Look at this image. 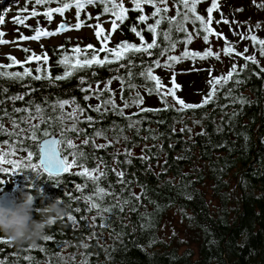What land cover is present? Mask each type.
<instances>
[{
  "label": "trees",
  "instance_id": "obj_1",
  "mask_svg": "<svg viewBox=\"0 0 264 264\" xmlns=\"http://www.w3.org/2000/svg\"><path fill=\"white\" fill-rule=\"evenodd\" d=\"M231 2L232 0H219V10L214 12H220ZM123 3L129 9L128 18L123 23L117 22L119 27L108 43L110 48L122 41L139 45L141 41L130 29L133 25H136L138 30L146 29V24L138 22L137 17L141 13L132 10L134 6L131 0H123ZM173 3L174 0H169L170 8ZM21 5L22 0H0V18L6 22L7 13L12 9H19ZM210 5L211 0H202L197 6L198 13L207 17L206 9ZM57 6L54 2L36 6V9L45 11L47 7ZM152 11L151 6H144V14L151 15ZM75 13L73 7L65 12L69 15L64 14L65 19H74L71 25L77 22ZM88 14L93 18L88 19ZM174 14L173 8L168 15ZM57 15L59 14H54V17ZM97 16L99 20L95 19ZM113 18L110 13H103V5L86 6L81 13V19L86 22L83 28L92 30L91 38L73 40L67 37L58 44L43 47L40 45L39 48L22 44L19 45L21 58L16 53L9 52L0 57V64L10 63L8 55L23 62L31 52L37 55L47 52V67H50L52 76L62 75L65 68L57 61L65 52L72 55L70 50L76 45L81 48L88 44L97 49L101 47L94 34L95 29L87 25L99 23L108 33L111 31ZM153 22L152 19L147 21L148 24ZM46 24V28L52 30L53 23ZM198 27V23L187 24L189 31L194 32ZM168 28L169 25L165 21L160 30L166 31ZM28 29L34 33L36 25L33 24ZM143 35L147 42L152 41L150 32L145 30ZM171 35L174 40L184 39V33L174 29ZM202 36L203 32L189 45L178 44L170 54L181 55L185 47L203 52L211 46L203 41ZM158 43L161 47H167V42L163 41L162 37L158 39ZM60 45L64 46V50L59 49ZM23 48L31 51L25 53ZM259 48L260 46L254 43L251 48L252 55L264 62ZM151 51L152 56L130 54L134 65L130 68H119L118 63L104 67L93 66L91 69L77 71L73 76L56 81L55 84H50L48 80H33L31 77L23 81L0 77V101H4L0 104V109L4 110L0 111V117H3L0 122L7 131H13L9 115L17 122L26 115L23 112L14 113L13 107L29 108L34 113L35 104H40L46 109V115L53 116L59 109L54 113L49 105L55 104L57 100L74 98L85 109L84 115H91L95 120L91 127L87 123L79 124V128L86 130L87 137H91L95 130H103L109 140L118 141L103 149H94L91 143L83 146L86 155V159L82 160L84 165L89 169L99 167L101 172L106 173L100 178L99 186L111 195L105 196L103 200L94 195L91 181L87 182L83 192L76 190L75 185L85 184L84 177L66 173L61 177L51 178V181L47 174L38 177L35 171L24 167L28 163L25 151H17L14 156L6 157L17 159L21 167L15 170L7 164L2 165L9 171L0 172V180L4 181V184H0V192L9 191L17 199L22 191L30 190L37 196L34 205L36 209L61 200L67 214L46 230L47 235L53 236L51 241L40 240L34 248L27 244L23 247L13 243L0 244V260L5 264H62L59 255L69 258L70 254L75 256V260L69 258L68 264H81L84 260H87L88 264H264V71H261L264 64L259 60V66L247 62V69L240 71L239 75H234L226 84L217 86L219 91L212 102L201 108L180 112L173 107L165 110L166 106L160 96L149 94L146 90L153 87V82L146 80L139 73L152 61L160 59L163 63L166 59L160 56V47ZM237 51L244 52L238 49ZM104 55L105 53H100L101 58ZM221 56L227 59V66L224 70L215 72L213 77L226 75L234 64L239 71L240 66L246 63L242 57L226 56L223 53ZM215 60L186 59L175 64L172 71L155 68L154 74L160 76L167 85L168 77L171 78L174 71L176 82L181 85L182 91V94L177 92V95L186 103L199 104L209 94L210 84L208 80L207 84L197 86L203 75L200 72L202 69L191 68L190 64L196 66ZM119 63L128 64V60ZM37 66L36 61L25 65L33 70ZM129 70L132 72L131 77L127 75ZM4 71H23V68L15 65ZM81 77L85 80L83 85L80 82ZM114 77H122L125 80L123 92L120 81ZM108 80H112L110 87L116 93V103L121 107V94L125 100L132 101L139 93L144 103L140 107L125 109V116L111 111L104 115L92 111L88 106L100 104L108 98L109 93L103 91L100 100L93 97L85 101L83 97L86 93L82 92L81 88H86L89 84L95 88L99 84V88L103 90ZM236 80L242 83L237 84ZM128 84L135 87L130 89ZM33 89L35 91H32ZM15 95H24V99L11 101L9 97ZM167 99L171 104V97ZM240 99L247 102H237ZM141 108L159 111L142 112ZM5 111L9 115H5ZM64 111L71 112L72 107L65 106ZM127 116H131V120L126 119ZM137 120L141 123L133 128L128 127L132 121ZM21 127L26 128L27 125L21 124ZM43 128L60 137L59 123L41 125V129ZM181 129H191V132ZM67 136L74 138L77 144H81L86 138L81 135L79 139H75L76 133H67ZM43 138L45 137L41 134L39 140ZM95 139L97 144L108 143L102 137ZM6 141L8 143H4ZM12 143H20L15 135L0 134V148L5 149V152L10 151L8 145ZM23 147L34 152L32 163H37L38 152L35 144L30 139H25ZM126 151L132 155L127 156ZM142 156L148 159H141ZM128 160L131 162L126 163ZM113 169L125 173L124 183L118 181ZM79 170L73 169V172ZM56 181H59L60 185H57ZM41 190L44 196L40 195ZM132 193H135L139 200H136ZM88 195H93L101 209L109 207L112 211L103 212L102 216L97 215V209L86 211L88 204L84 197ZM125 200L130 203L125 204ZM120 206H123V211ZM77 208L80 209L79 212L75 211ZM133 208L134 211L131 210ZM170 212L177 213L181 223L196 233V242L192 239L196 247L190 242L179 240L175 233L166 232L164 221ZM68 215L76 217V226L67 219ZM101 224L106 226L100 227ZM0 237L5 236L0 234ZM83 244L88 247L85 249ZM41 247L44 251H40ZM28 257L31 259H27Z\"/></svg>",
  "mask_w": 264,
  "mask_h": 264
},
{
  "label": "snow or ice",
  "instance_id": "obj_2",
  "mask_svg": "<svg viewBox=\"0 0 264 264\" xmlns=\"http://www.w3.org/2000/svg\"><path fill=\"white\" fill-rule=\"evenodd\" d=\"M30 3L33 4L32 10L29 12L27 8L23 9V12H29L27 17L17 16L14 18L13 22L19 25H25V20L27 18L37 17L43 15L49 22H51L54 18V14H59L61 17L64 16L65 12L72 9L73 7L76 10L75 19L76 23L74 25L68 24L66 22H61L58 27L49 31L46 28L37 27L34 29V34L31 36L20 35L19 40H33L40 41L42 38H50L57 35H60L66 31L77 30L79 31L83 27L86 26L85 20L81 19V13L84 12L86 6L89 5H103V13H110L112 17L111 20V31L106 33V30L99 23L95 25H87L89 27H93L95 29V36L100 42L101 47L97 49L94 45L88 44L84 48H81L79 45L74 46L70 51L72 55H68L67 52L62 56L57 63L65 68V71L62 75L52 76L50 67H47L49 57L47 52H44L42 55H37L35 52H31L29 56L26 57L25 61L18 60L15 56L8 55L7 59L10 61L9 64H0V77H6L12 81H23L27 77H31L33 80H48L50 84H55L56 81L65 80L74 75L75 72L91 69L93 66L104 67L105 65H110L113 63H118L119 68H130L133 65L132 60L130 59V54H146L148 56H152L153 52L151 50L160 47V56L166 57L163 63H161L160 59H156L151 62L143 71L139 73V75L143 76L146 80H150L153 82V87L146 89L149 94L155 93L160 96L161 101L165 104V110L168 107L176 108L177 111L184 112L188 109H196L201 108L212 102L216 96V93L219 91L218 85L222 83H227L232 80L234 75H239V72L248 68V63L259 66V61L256 59L255 55H246L248 49L246 48L244 52H239L235 48V46L227 40V37L223 36V33L217 32L215 28L212 27L213 24V12L219 10V0H211V5L206 9L207 17L201 15L197 11V6L202 3V0H174L172 7H169V0H131L132 5L134 6L132 10L138 11L141 14L137 17V20L141 24H146V29L138 30L136 25H133L130 29L141 41L139 45L135 43H130L128 41H122L115 47H109L108 43L111 40V35L116 32L119 27L118 21L123 23L128 17L127 13L129 9L124 6L123 0H29ZM57 3V7H47L45 11L42 13L37 11L36 6L41 5H50L52 3ZM111 5V7H109ZM149 5L152 7L153 11L151 15L144 14V6ZM259 7H264V4L259 5ZM175 9V14L169 16L168 13ZM242 11V9H238ZM88 19H92L91 14L87 15ZM95 19L99 20V16ZM152 19L154 22L148 24L147 21ZM167 21L169 28L165 30H160L161 24ZM192 23L196 25L198 23L199 27L193 31H189L187 28L188 23ZM5 20L0 18V25L4 24ZM216 23H224L229 24L230 21L223 18V14L221 13V20L216 21ZM259 27V25H257ZM173 29L176 32L184 33L183 40H174L172 38ZM147 30L153 36L152 41L149 43L145 40L143 32ZM201 32H203L202 39L206 44H210V37H216L217 39H223L225 42V47L222 49V53L226 56H238L242 57L246 63L240 66L238 71L237 65H233L232 68L226 75L219 77H211L209 80L210 84V92L207 96L203 98L201 103L199 104H191L186 103L182 98L177 95V92L181 90V85L176 82V74L173 71V75L171 77V87L165 85L160 76L154 74L155 68H164L172 71L175 64L182 62L183 60H206L208 58H215L217 60L220 59L221 51H213L211 47L206 48L203 52L193 51L185 47L184 51L181 55H173L170 54L174 52L177 45L183 43L185 45H189L193 42L195 37H199ZM249 32H251V28H249ZM244 39H250L255 44L260 46L259 51L260 55L264 56V39H258L256 35L244 36L240 34ZM5 36V32L0 31V45H7L9 43H17V41H8L7 39H3ZM162 37L163 41L167 42V47H161L158 43V39ZM43 47V45H41ZM60 50H64V46H59ZM25 53H29L31 50L28 48L22 49ZM89 50H91L89 52ZM100 53H105L104 57L101 58ZM122 60H128V64L119 63ZM33 61L38 62V66L33 70L32 68L25 67L26 64H29ZM42 62V63H40ZM15 65H19L23 68V71H14L7 72L4 69L12 68ZM117 69V71L119 70ZM211 71V70H210ZM264 71V68L261 69ZM35 72V74H34ZM127 75L131 77L132 72L129 70ZM121 83V92H123V86L126 83L122 77H114ZM80 82L83 85L85 80L83 77L80 78ZM112 80H108L105 83V88L101 90L99 88V84L96 85L95 88L92 85H88V87H82L81 91L86 93L83 97L85 101L92 99L95 97L97 100H100V97L103 94V91H107L109 96L107 99L102 100L100 104L96 106L89 105L88 107L101 115L111 111L120 116H125V109L136 106L140 107L144 103V99L140 96L139 93L136 94V98L132 101L125 100L123 95L121 94V100H123V107L116 103V93L111 89L110 85ZM235 83H242L240 80H236ZM128 87L134 88L135 85L128 84ZM6 91V90H5ZM32 91H35L33 89ZM30 95L31 93H27ZM231 91L229 92V95ZM168 97H171V104L168 101ZM11 101L23 100L24 95H15L9 97ZM237 102L243 104L247 101L240 99ZM4 101H0V104H3ZM65 106L72 107L71 112L64 111ZM52 108L54 113H57V109L59 112L56 115L48 116L46 115V109H44L40 104H35V112L33 113L29 108H17L13 107L12 111L14 113H25L24 117H21L20 122L13 119L6 111L5 115H9V119L12 121L13 131H7L2 122H0V134H7L8 136L15 135L17 140L20 142L19 144L12 143L9 144L10 151L5 152L2 148H0V172L7 173L9 171L8 168L3 167L2 165L7 164L12 166L13 169L19 170L21 165L17 159H6L9 155H15L17 151H25L27 154V161L24 165L25 168L31 169L37 173L38 177H41L43 174H47L48 178L61 177L63 174L71 173L73 175H78L85 178V184L75 185V188L79 192H83L84 188L87 187V182L91 181L93 184V192L94 195L99 199L103 200L105 196L111 195L105 188L99 186V180L101 177L105 176V172H101L99 167L94 169H89L84 165L82 160L86 159V155L83 152V146L91 143L94 149H103L111 146L113 143L118 141L109 140L107 135L103 130H95L91 137L86 136V130L79 128L80 123H87L90 127L95 123L94 118L91 115L85 116V109L81 107L76 100L73 98L71 100H57L55 104L49 105ZM142 112H152L159 111L158 109L151 108H141ZM0 111H4L0 109ZM83 117V119H82ZM126 119L131 120V116L125 117ZM3 117H0V121H2ZM70 122V123H69ZM55 123H59L61 126L60 138H56L52 136V134L47 130V128L41 129V125H52ZM141 123V121H132L128 125L129 128H133L136 125ZM21 124L27 125L26 128H22ZM189 131L191 129H181V131ZM123 131L122 129L120 130ZM67 133H76L75 139H79L81 135H85L86 138L83 139L81 144H77L74 138L68 137ZM43 135L47 137L42 142L39 140V136ZM203 134V133H201ZM97 137H102L104 140L108 141L107 144L101 143L97 144ZM25 139H30L36 146L38 152V162L32 163L34 152L28 150L23 147V141ZM127 139V137H124ZM4 143H8L7 141ZM63 146V147H62ZM67 153V154H64ZM127 156H131V152L126 151ZM71 157V159H70ZM141 159H148V157L142 156ZM126 163H130L131 161H125ZM80 169L79 171L73 172V169ZM116 176L118 177V181L120 183H124L123 177L125 173L123 171H116L113 169ZM98 173V175H97ZM0 184H4V181L0 180ZM57 185L59 181H56ZM132 196L139 200V197L136 196L135 193H132ZM84 200L87 202L88 207L86 211L91 212L93 209H97V215L102 216L103 212L112 211V208L105 207L101 209V205L95 202L93 195H88L84 197ZM125 204L130 203L129 200L124 201ZM120 210L123 211V206H120ZM131 210H135L134 208ZM75 211L79 212L80 209L77 208ZM67 219L73 223V226L78 224V221L75 216L68 215ZM55 224V222L53 223ZM105 224H101L100 227H105ZM95 233H93V236ZM91 238V237H90ZM44 241L53 240L52 235H46L43 239ZM0 244L11 245L12 242L6 237H0ZM85 249L88 247L87 244L82 245ZM37 247V246H31ZM40 251H44L41 247ZM71 260H75V256L70 254L69 257ZM63 255H59V260L62 264H68V259ZM27 259H31L28 257ZM0 264H5L3 260H0ZM81 264H88L87 260L81 262Z\"/></svg>",
  "mask_w": 264,
  "mask_h": 264
},
{
  "label": "rangeland",
  "instance_id": "obj_3",
  "mask_svg": "<svg viewBox=\"0 0 264 264\" xmlns=\"http://www.w3.org/2000/svg\"><path fill=\"white\" fill-rule=\"evenodd\" d=\"M264 4V0H232L229 6H226L225 9H221L220 12L213 13V24L212 27L215 28L217 32L223 33V36L227 37V40L231 42L236 49L245 50L248 49L247 54L252 55L251 48L254 45V42L250 39H244L240 34L244 36L256 35L258 39H264V7H259V5ZM27 8L29 12L33 8V4L29 2V0H22V5L19 6V9H12L7 13L6 22L0 25V31L5 32V36L3 39H7L8 41H17V43H9L7 45H0V57H3L6 53L13 52L16 53L21 58V51L19 49V45L27 44L30 46H34L39 48L40 45H52L60 43L64 38L78 39L83 40L86 38L92 37V30L90 28H83L79 31L70 30L66 31L60 35L50 37V38H42L40 41L33 40H19V36H31L34 33L31 32V29H28L29 26L35 24L37 27L46 28V23H50L43 15L27 18L25 20V25H17L13 22V18L17 16L27 17L29 12H23L22 10ZM238 9H242L239 11ZM90 10V8H88ZM39 12H43L40 11ZM221 13L223 14V18L230 21L229 24L224 23H216V21L221 20ZM69 15V14H65ZM68 20L65 17H61L57 15L51 21L52 30L53 31L58 27L59 22ZM73 23V20H68ZM259 25V27H257ZM249 28H251V32H249ZM47 29V28H46ZM211 43L209 46L213 47L217 51H221L225 47V42L223 39H217L216 37L210 38ZM258 60L264 64L261 58ZM191 68L196 67L197 69H202L200 72L203 73L201 77V81L197 82V86H201L207 84L208 80L214 76L215 72L222 71L227 66V59L224 56H220L219 60L204 62L202 64H197L196 66L191 63ZM211 70V71H210ZM169 83L167 86L169 87L171 78L168 77ZM203 83V84H202ZM196 90V89H195ZM178 94H182V91L179 90ZM5 151V149H3ZM165 230L168 234H173L179 237V240L184 242H192V239H196V233L185 226V224L181 223L180 217L175 212H170L164 221ZM196 242V240H195ZM196 247V244L193 245Z\"/></svg>",
  "mask_w": 264,
  "mask_h": 264
},
{
  "label": "clouds",
  "instance_id": "obj_4",
  "mask_svg": "<svg viewBox=\"0 0 264 264\" xmlns=\"http://www.w3.org/2000/svg\"><path fill=\"white\" fill-rule=\"evenodd\" d=\"M40 195L44 196L42 190ZM36 199L37 196L30 190L22 191L11 204L0 199V234L16 246H36L47 235L46 230L67 214L61 200L36 209Z\"/></svg>",
  "mask_w": 264,
  "mask_h": 264
},
{
  "label": "water",
  "instance_id": "obj_5",
  "mask_svg": "<svg viewBox=\"0 0 264 264\" xmlns=\"http://www.w3.org/2000/svg\"><path fill=\"white\" fill-rule=\"evenodd\" d=\"M61 22H66V23H68V24H71V22L68 21V20H64V21H61ZM61 22H59V24H60ZM59 24H58V25H59ZM52 136H55L56 138H60L58 135H52ZM44 139H47V137L43 138V139L41 140V142H42ZM0 199L4 200V201H5L6 203H8V204H11V202L15 199V196H14L11 192H9V191H5V192H0Z\"/></svg>",
  "mask_w": 264,
  "mask_h": 264
}]
</instances>
